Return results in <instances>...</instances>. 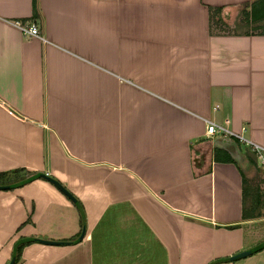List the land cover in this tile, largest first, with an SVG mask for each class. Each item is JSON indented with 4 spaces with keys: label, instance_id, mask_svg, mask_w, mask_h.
Instances as JSON below:
<instances>
[{
    "label": "crops",
    "instance_id": "crops-1",
    "mask_svg": "<svg viewBox=\"0 0 264 264\" xmlns=\"http://www.w3.org/2000/svg\"><path fill=\"white\" fill-rule=\"evenodd\" d=\"M257 6L0 0V173L45 172L82 210L43 177L0 188V264L26 236L60 242L16 264H264L227 258L264 240V171L203 135L226 118L264 146V31L239 30Z\"/></svg>",
    "mask_w": 264,
    "mask_h": 264
},
{
    "label": "water",
    "instance_id": "water-1",
    "mask_svg": "<svg viewBox=\"0 0 264 264\" xmlns=\"http://www.w3.org/2000/svg\"><path fill=\"white\" fill-rule=\"evenodd\" d=\"M211 145L213 147L226 150L229 153L230 157L238 163H241L246 158L245 154L242 153L241 150L239 149L237 142L235 140L229 138V137L215 136L211 140ZM38 177H43V178L47 179L48 181H50L52 184H54L61 192H63L78 207V209L82 215L81 206H80L78 200L76 199V197L69 190H67L57 179L53 178L52 176H50L47 173L42 172V171H36L34 173L26 175L22 179H19V180L10 182V183L0 184V188H14V187L22 185V184L29 182L32 179L38 178ZM83 232H84V222L82 220L81 231H80L78 237L75 239V241H78L82 237ZM31 240L39 241V242H45V243H54V244L60 242L59 240L45 239V238L34 237V236L21 237L13 243L12 248H11L10 258L8 259L6 264H13L17 244H19L20 242L31 241ZM263 246H264V240L259 242L256 245L249 247V248L238 251V252L234 253L233 255H231L227 258L228 259L240 258V257H243L245 255H248V254L260 249Z\"/></svg>",
    "mask_w": 264,
    "mask_h": 264
},
{
    "label": "built area",
    "instance_id": "built-area-1",
    "mask_svg": "<svg viewBox=\"0 0 264 264\" xmlns=\"http://www.w3.org/2000/svg\"><path fill=\"white\" fill-rule=\"evenodd\" d=\"M16 23L24 37L40 36L38 25L34 20L17 21ZM204 122L203 135L205 137L212 139L215 136H224L235 140L237 144L243 145L253 153L256 165L264 171V146L248 139L243 133L245 131L244 126H241L238 131H234L226 118L220 122L213 119H206Z\"/></svg>",
    "mask_w": 264,
    "mask_h": 264
},
{
    "label": "rangeland",
    "instance_id": "rangeland-1",
    "mask_svg": "<svg viewBox=\"0 0 264 264\" xmlns=\"http://www.w3.org/2000/svg\"><path fill=\"white\" fill-rule=\"evenodd\" d=\"M256 1L259 2L260 4L255 9L252 7L251 10H249V12H248L249 15H245V14L242 15L240 12L239 19L242 20V22H243L242 26H240V27H242L239 29L240 31H248V32H260L261 30L264 31V0H256ZM256 9L259 10L258 14L261 18H259V20L255 22V20H253V18L257 14ZM245 21L246 22L248 21V23L245 24ZM236 25L239 26V24H236ZM215 26H217V30H219V31H230V30L236 29V27H233V28L228 27L227 24H225V25H223L221 23L219 24V22H217ZM251 168H252V171H250L251 175H250L249 179L251 181H253V183L254 182L257 183V181L259 180V177H260V173L258 171H260L261 168L256 165V162H255V167H251Z\"/></svg>",
    "mask_w": 264,
    "mask_h": 264
},
{
    "label": "trees",
    "instance_id": "trees-1",
    "mask_svg": "<svg viewBox=\"0 0 264 264\" xmlns=\"http://www.w3.org/2000/svg\"><path fill=\"white\" fill-rule=\"evenodd\" d=\"M32 7H33V10L36 11V0H32ZM224 160L231 161L232 158L230 157L229 154L225 153ZM17 172H18V170H16V169L15 170H12L10 172H1L0 173V177H5V178L8 177L9 180H11V179L12 180H19V179H22V178H24L26 176V175L24 177H22V176H16L17 175ZM9 180H2V181L0 180V182L2 184L3 183L5 184L6 182H9ZM28 242L29 241H24V242H20L19 244L16 245L15 258H14L13 264H16L19 261V259H20V257H19L20 256V249H21V247L25 243H28ZM225 259H219V260H225Z\"/></svg>",
    "mask_w": 264,
    "mask_h": 264
}]
</instances>
